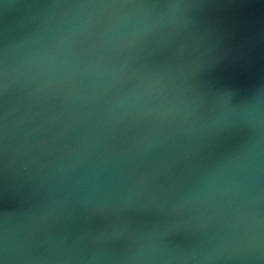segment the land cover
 Returning <instances> with one entry per match:
<instances>
[{
	"label": "water",
	"instance_id": "obj_1",
	"mask_svg": "<svg viewBox=\"0 0 264 264\" xmlns=\"http://www.w3.org/2000/svg\"><path fill=\"white\" fill-rule=\"evenodd\" d=\"M0 264H264V0H0Z\"/></svg>",
	"mask_w": 264,
	"mask_h": 264
}]
</instances>
